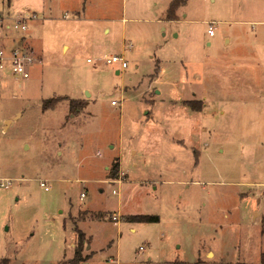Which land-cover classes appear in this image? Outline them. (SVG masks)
<instances>
[{
    "label": "rangeland",
    "instance_id": "374dc122",
    "mask_svg": "<svg viewBox=\"0 0 264 264\" xmlns=\"http://www.w3.org/2000/svg\"><path fill=\"white\" fill-rule=\"evenodd\" d=\"M169 1L0 0V264H264V0Z\"/></svg>",
    "mask_w": 264,
    "mask_h": 264
},
{
    "label": "built area",
    "instance_id": "2783aa9c",
    "mask_svg": "<svg viewBox=\"0 0 264 264\" xmlns=\"http://www.w3.org/2000/svg\"><path fill=\"white\" fill-rule=\"evenodd\" d=\"M34 13H28L27 15H15L14 17H9V15H4L0 12V28H9V24H5V19H12L13 23L12 26L17 31H25L27 29L26 20L34 17ZM212 23H208V34L213 35L214 30L211 25ZM129 48L132 46V43L129 42L126 44ZM87 61H91L90 58H87ZM41 59L39 57H35L31 54V48L26 45H16L13 47H5L3 44H0V69L8 67L10 73L19 78H27L30 76V67L34 64H39ZM106 63H116L118 62L120 67H125L126 62L124 61L123 57L120 55H112L105 59ZM112 104L114 101H111ZM122 177H124L123 173L119 172V177L115 180L117 182H121ZM10 185L9 179H4L0 182V186L4 188H8ZM40 186H42L45 190H48L49 187L45 184V182L41 181ZM114 192V190H113ZM84 197V193H80V199ZM114 221H117L115 215L112 216ZM142 249V248H140Z\"/></svg>",
    "mask_w": 264,
    "mask_h": 264
},
{
    "label": "trees",
    "instance_id": "16d2710c",
    "mask_svg": "<svg viewBox=\"0 0 264 264\" xmlns=\"http://www.w3.org/2000/svg\"><path fill=\"white\" fill-rule=\"evenodd\" d=\"M185 2V0H171L166 8L165 18L172 20L174 19L176 15V9L182 5ZM65 99V97H50L46 98L42 101V108L43 109H51L53 108L56 103H58L60 100ZM69 104L71 109H78L82 107V103L78 99H69ZM113 178L117 176L118 174V163H115L113 165ZM125 220L131 221V222H156L158 221L157 215H147V214H129L125 215ZM83 233H81L78 230V237H77V243L74 247V255L72 259L70 260V264H75L76 261L81 260V249L83 246ZM8 259L2 258L1 264H7Z\"/></svg>",
    "mask_w": 264,
    "mask_h": 264
},
{
    "label": "crops",
    "instance_id": "0c3cea01",
    "mask_svg": "<svg viewBox=\"0 0 264 264\" xmlns=\"http://www.w3.org/2000/svg\"><path fill=\"white\" fill-rule=\"evenodd\" d=\"M8 4H10V0H8ZM5 29L7 30L9 28H5ZM6 30H4L3 34H2V32L0 34V44H3L5 47H9V48L13 47L15 45H17V46L18 45H25L24 44L25 41L23 38H24V36L27 37V35H25L24 33L19 34V33L8 32V30L7 31ZM105 31H107V29ZM27 40H29L28 37H27ZM65 47L67 48V45L63 44V50L65 49ZM116 72H118V69L116 70ZM120 173H123L125 176V173L122 170H120Z\"/></svg>",
    "mask_w": 264,
    "mask_h": 264
},
{
    "label": "bare ground",
    "instance_id": "6f19581e",
    "mask_svg": "<svg viewBox=\"0 0 264 264\" xmlns=\"http://www.w3.org/2000/svg\"><path fill=\"white\" fill-rule=\"evenodd\" d=\"M112 103V102H111Z\"/></svg>",
    "mask_w": 264,
    "mask_h": 264
}]
</instances>
